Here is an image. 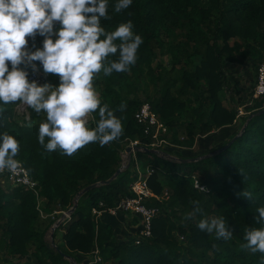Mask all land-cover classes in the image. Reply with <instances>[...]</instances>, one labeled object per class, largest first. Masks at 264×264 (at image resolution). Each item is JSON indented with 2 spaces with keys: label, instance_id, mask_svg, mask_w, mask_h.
Segmentation results:
<instances>
[{
  "label": "trees",
  "instance_id": "obj_1",
  "mask_svg": "<svg viewBox=\"0 0 264 264\" xmlns=\"http://www.w3.org/2000/svg\"><path fill=\"white\" fill-rule=\"evenodd\" d=\"M115 3L109 0V18L101 25L113 31L131 20L133 31L143 37L128 71L105 76L101 69L93 78L101 104H108L122 121L118 139L103 146L90 142L70 156L60 149L48 152L37 141L39 124L46 119L43 111L28 106L29 120L18 116L19 121L15 108L22 101H16L3 105L0 113V132L20 142L15 158L37 183L44 215L72 207L82 189L110 179L121 166L120 152L128 140L148 141L134 119L144 102L167 127L164 137L177 146L191 148L195 139L197 143L237 122L239 130L202 154L177 148H166L163 156L135 153L142 170L155 169L148 181L154 195L160 197L165 190L169 195L163 203L146 200L148 207L160 212L152 220L151 237L138 245L133 235L119 243L113 226L96 223L91 212L99 202L109 208L132 196L133 162L109 184L79 197L71 219L53 231V239L61 233V244L54 247L45 241V232L55 221L39 217L34 194L0 181V264L27 259L35 264H69L68 259L78 263L76 255L90 256V261L94 249L101 259L95 264H261L264 253L241 245L245 228L264 227L256 211L264 205V95L251 100L257 69L264 64V0H133L120 12L114 10ZM170 32H180L181 41H169ZM42 39L37 35L31 48L40 47ZM163 55L170 57V76L159 84L162 65L154 68L153 63ZM246 59L253 70L247 94L226 71L228 64L241 65ZM146 77L151 88L140 89ZM47 80L59 83L57 74H47ZM241 106L246 113L237 118ZM92 116L89 127L96 126L98 109ZM29 121L34 125L29 126ZM193 177L208 192L195 189ZM245 191L252 193L251 199L243 197ZM192 200H200L207 215L223 216L232 237L225 240L201 231L196 226L199 216L186 220ZM129 217L133 223L138 220Z\"/></svg>",
  "mask_w": 264,
  "mask_h": 264
},
{
  "label": "clouds",
  "instance_id": "obj_2",
  "mask_svg": "<svg viewBox=\"0 0 264 264\" xmlns=\"http://www.w3.org/2000/svg\"><path fill=\"white\" fill-rule=\"evenodd\" d=\"M132 2L116 0L114 10L127 9ZM108 6L109 0H0V113L3 105L16 101L43 111L46 119L39 124L37 141L48 152L60 149L70 156L90 142L103 146L123 133L121 119L101 104L93 78L101 69L105 76L128 71L143 37L133 31L131 20L106 31L101 20L109 18ZM37 35L43 38L41 46L27 47L26 37ZM29 69L57 74L59 83L30 81ZM97 109L96 126L89 127L87 116ZM19 150L13 135L0 132V170L18 168ZM197 187L206 191L198 181ZM243 197L251 199L252 193L245 191ZM191 204L186 220L199 216L196 226L201 231L225 240L232 237L223 216L207 215L200 200ZM256 211L264 223V205ZM243 240L241 247L264 253V227L245 228Z\"/></svg>",
  "mask_w": 264,
  "mask_h": 264
},
{
  "label": "built area",
  "instance_id": "obj_3",
  "mask_svg": "<svg viewBox=\"0 0 264 264\" xmlns=\"http://www.w3.org/2000/svg\"><path fill=\"white\" fill-rule=\"evenodd\" d=\"M35 63L38 65L37 62ZM28 71V79L30 81L35 80L38 82V84H44L46 82L48 83L47 75H45L42 70L32 72L31 69H29ZM262 95H264V64H261L257 69L256 84L251 95V100L257 99ZM248 103H250V99ZM16 111L26 121L29 120L28 105L21 102L18 106H16ZM237 111V118L245 115L246 113L242 106L237 108ZM134 119L136 120L137 124L142 127L143 135L146 139H148V141L144 144H141L139 140H128V144L120 152L122 167L128 163L130 166V163L133 162L132 172L134 174V179L129 184V189L132 196L121 198L113 207L109 208H104L103 203L99 202L98 207L93 208L91 212L96 223L99 221L102 214L115 216L118 213H122L124 215L137 217L139 219V228L134 235V243L138 245L143 239L151 237L152 220L160 212V208L158 207H148L146 205V200L154 198L163 203L168 199L169 195L167 190H165L160 197L154 195L149 187L148 181L149 178L155 173V169L151 166H147L145 170H142L135 156L136 152H134L132 149L134 147H139L141 152H144L145 149L153 150L157 152L156 154L163 156L162 151L166 148L190 150L192 147L185 148L183 146H177L172 144L168 138H165L164 136L168 134L167 127L158 119L155 113L151 110L150 105L146 102H144L135 112ZM87 120L88 125L91 121H93L92 113L88 114ZM179 139L180 141H183L185 138L180 137ZM196 140L197 139H195V142ZM128 147L131 149V154L129 157L125 151ZM0 181L2 184L7 182V184L12 187H20L25 191L33 193L36 198V210L39 214V217L41 219H46L49 217L51 220L55 221L53 223L51 232H53L60 224L64 225L71 219V214L69 213L71 207L62 211H55L49 216L44 215L42 212L43 199L39 196L37 183L29 177L26 169L21 164H19L15 171H10L8 169L0 170ZM193 185L195 189L200 191V189L197 187V179L195 177H193ZM198 185L201 188H205L204 186L200 185L199 182ZM205 189L206 191H204V193L208 192L207 188ZM56 215L60 216L55 218ZM99 262H101V259L98 256V250L94 249L92 252V259L88 262V264H95Z\"/></svg>",
  "mask_w": 264,
  "mask_h": 264
},
{
  "label": "rangeland",
  "instance_id": "obj_4",
  "mask_svg": "<svg viewBox=\"0 0 264 264\" xmlns=\"http://www.w3.org/2000/svg\"><path fill=\"white\" fill-rule=\"evenodd\" d=\"M35 37H26V40L28 41L27 47L31 48V46L33 44V39ZM181 39H182V34L180 32H170L169 41H174V42L178 43L181 41ZM232 42H233V40L229 41L230 44ZM158 64L162 65V67L158 68V72L161 73V76H162V80L159 84H161V83L164 84L166 82L165 79L168 76H170L169 70H170L171 64H170L169 55H163V56H160L159 58H157L153 63L154 68H157ZM226 71L228 72V74H231L232 77L235 79V81L238 83L237 87L239 89L243 90L246 94L250 91L252 84H253V70L251 67V60L250 59H246L241 65L228 64ZM163 77H165V78H163ZM150 84H151L150 78L146 77V79L140 83L139 87H140V89H143V88H146L145 86H147V85H149V87H150ZM245 98H247V97L245 96ZM15 113H16L17 118H19L18 116H20V115L16 111V108H15ZM18 120L21 121L20 118ZM28 124H29V126H32V125H34V122L29 121ZM237 130H239L238 122L236 123V126H233L232 128H226V129H222V130L220 129L218 131H214V132H212V134H209L206 137H203L199 142H197V143L195 142L193 144L194 147L192 146L190 151L193 154H195V153L196 154H202V153L206 152L207 150L211 149L213 145H216V144L220 145L221 143H223V141L228 137L229 134L234 133ZM181 171L183 172L184 169L182 168ZM52 226H53V224H52ZM52 226L45 232V241L48 242L52 247H54L56 243L54 242L55 239H53V236H52L53 232H51ZM60 240H61V238H60ZM69 264H71V263L69 262Z\"/></svg>",
  "mask_w": 264,
  "mask_h": 264
},
{
  "label": "crops",
  "instance_id": "obj_5",
  "mask_svg": "<svg viewBox=\"0 0 264 264\" xmlns=\"http://www.w3.org/2000/svg\"><path fill=\"white\" fill-rule=\"evenodd\" d=\"M100 222L103 223H110L113 226L114 229V236L119 241V243L124 242L128 237L134 236L139 228V219L133 223V218L124 215L122 213H118L115 216H110L107 214H102L99 219ZM57 238V239H56ZM61 233L57 234V236L54 238V242L59 245L61 244ZM1 257V255H0ZM77 260L79 261L74 262L73 259H68V262L71 264H88L90 256H83V255H76ZM73 261V262H72ZM4 264V263H1ZM12 264H35V262L31 259H27L24 262L18 263L16 260H12Z\"/></svg>",
  "mask_w": 264,
  "mask_h": 264
},
{
  "label": "water",
  "instance_id": "obj_6",
  "mask_svg": "<svg viewBox=\"0 0 264 264\" xmlns=\"http://www.w3.org/2000/svg\"><path fill=\"white\" fill-rule=\"evenodd\" d=\"M245 127V125L243 126V128ZM243 130V129H242ZM236 137L233 138V140L235 139ZM232 141H230L226 146H224V148H227L230 144H231ZM223 148V149H224ZM134 152H138L140 151L139 147H134L132 149ZM126 153L128 154V157L130 156L131 154V149L130 147L126 148ZM145 152H148V153H154L156 154L157 152L156 151H153V150H148V149H145ZM129 167V163L126 164L124 167L120 166V168L114 173V175L108 179L107 181H102V182H99V183H95V184H92L90 186H87L85 187L84 189H82L80 192H78L74 198V204L73 206L70 208V211L69 213L72 214L77 206V201L79 199L80 196H82L86 191L90 190V189H93L99 185H103V184H109L112 180H114L122 171H124L125 169H128Z\"/></svg>",
  "mask_w": 264,
  "mask_h": 264
}]
</instances>
